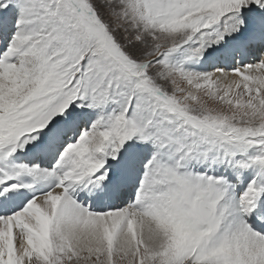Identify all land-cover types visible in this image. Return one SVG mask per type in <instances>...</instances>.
Masks as SVG:
<instances>
[{
	"label": "snow or ice",
	"instance_id": "6c2138e0",
	"mask_svg": "<svg viewBox=\"0 0 264 264\" xmlns=\"http://www.w3.org/2000/svg\"><path fill=\"white\" fill-rule=\"evenodd\" d=\"M0 264H264V0H0Z\"/></svg>",
	"mask_w": 264,
	"mask_h": 264
}]
</instances>
